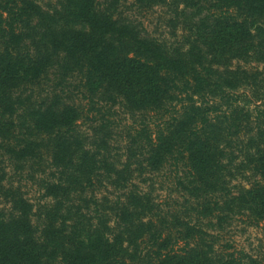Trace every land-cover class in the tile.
I'll list each match as a JSON object with an SVG mask.
<instances>
[{
  "label": "rangeland",
  "instance_id": "rangeland-1",
  "mask_svg": "<svg viewBox=\"0 0 264 264\" xmlns=\"http://www.w3.org/2000/svg\"><path fill=\"white\" fill-rule=\"evenodd\" d=\"M18 1L25 25L0 27L4 233L44 264H264V0ZM232 1L239 24L219 19ZM174 75L196 102L164 93Z\"/></svg>",
  "mask_w": 264,
  "mask_h": 264
},
{
  "label": "trees",
  "instance_id": "trees-1",
  "mask_svg": "<svg viewBox=\"0 0 264 264\" xmlns=\"http://www.w3.org/2000/svg\"><path fill=\"white\" fill-rule=\"evenodd\" d=\"M234 2H230L226 4L227 7V13H221L219 14V19L227 20L228 23L231 24H239L237 22H233L235 17L230 14L232 5ZM218 6V4H217ZM217 15V14H215ZM27 15L23 12L20 2L18 0H0V27H3L5 29H14L18 28L21 25H25ZM218 17V16H217ZM232 30H229V33ZM232 33H230V36ZM235 37H237L235 35ZM11 57V55L9 54ZM28 61L32 62V59L30 56H28ZM167 62L170 64L169 60ZM208 72V70H206ZM96 71L93 68H87L85 72V84L88 88L90 94L93 96L95 95L101 88V78L95 77ZM203 73H197L194 76V82L195 87L199 90H205L206 89V83L204 82L202 78ZM179 76L174 75L172 79L168 82V84L164 88L165 94H176L180 97L179 102L186 107L188 104H192L196 102L195 98L188 92V89L181 86L178 82ZM209 120L206 116H203L201 119V128L197 130H190L187 134V145L184 148V151L186 153H196L200 149L203 148V142L201 139L198 138V134L201 130H203L205 127L208 126ZM72 130V127H70L65 133H62L64 131L59 130L58 131V137H60L62 134H69ZM11 130H3L0 125V137L1 135H4L6 133H10ZM4 143H0V147H3ZM257 170L260 168H256ZM261 175L264 176V172L262 170H258ZM5 222L4 220L0 221V264H44L43 259L44 257L41 256V254H38L39 246L32 242V238L29 236V240H23L21 236H17L19 234L18 230L9 233L8 231H5ZM16 227L21 226L18 222ZM8 232V233H7ZM13 232L14 235L12 234ZM7 233V234H6ZM45 247L50 249H56V250H62V244L60 242H50L48 239H46ZM184 253H187V250H182ZM155 255L162 258H174L177 257V252L174 248H171V250L167 253L162 252H155ZM246 259V255L241 252H225V261L222 264H244V261Z\"/></svg>",
  "mask_w": 264,
  "mask_h": 264
}]
</instances>
